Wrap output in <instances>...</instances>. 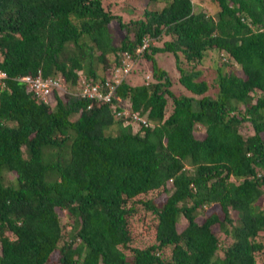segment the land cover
I'll return each instance as SVG.
<instances>
[{"label": "trees", "instance_id": "trees-1", "mask_svg": "<svg viewBox=\"0 0 264 264\" xmlns=\"http://www.w3.org/2000/svg\"><path fill=\"white\" fill-rule=\"evenodd\" d=\"M208 2L148 0L125 18L101 0H0V264H264V0ZM208 51L212 95L194 68ZM138 58L150 74L130 84ZM23 76L56 79L52 105ZM113 76L110 102L81 96Z\"/></svg>", "mask_w": 264, "mask_h": 264}, {"label": "rangeland", "instance_id": "rangeland-1", "mask_svg": "<svg viewBox=\"0 0 264 264\" xmlns=\"http://www.w3.org/2000/svg\"><path fill=\"white\" fill-rule=\"evenodd\" d=\"M148 0H101L102 5L110 10L111 12H121L125 18H135L141 14V9L143 6L146 5ZM209 0H192L193 6L195 9H201L206 13L211 14L212 8L208 2ZM117 36L121 34L118 33L116 30ZM153 44H158V42L153 41ZM154 58L159 66H162L165 71L172 76L174 81V88L178 89L185 95H190L185 89H183L179 83L177 82L176 78L178 76V72L176 67L174 66L175 62L171 54L168 52H158L154 54ZM218 62L216 53L214 51H208L206 57L203 60L196 64L194 68L200 71L201 78L209 83L208 90L206 91L207 94L212 95L213 90L211 87L212 79L214 78L215 74V67L214 65ZM180 66L185 70H191L190 64L186 61L180 59ZM134 71L130 72L125 76V79L130 84H136L139 82L144 81L145 75L150 74V62L143 60V58H138L135 60ZM107 70L106 72H109ZM101 72V71H100ZM116 76H120L117 74ZM115 78V76H113ZM119 78V77H118ZM202 134V129L198 128L195 130L194 135L196 137ZM139 196L132 199L133 202H136ZM131 203V202H130ZM134 207L136 212L133 213L131 216L128 217V231L131 236V242L133 246H140L144 247L149 242L152 241V222L149 218L147 212L143 210V208L138 204L135 203ZM68 219L66 217H62L60 219V223L64 224V230L69 228V223L67 222ZM261 259L264 261V251L261 253ZM261 260V261H262ZM258 261V262H261Z\"/></svg>", "mask_w": 264, "mask_h": 264}, {"label": "built area", "instance_id": "built-area-1", "mask_svg": "<svg viewBox=\"0 0 264 264\" xmlns=\"http://www.w3.org/2000/svg\"><path fill=\"white\" fill-rule=\"evenodd\" d=\"M147 46V43L144 42L140 47L136 49V53L140 52L143 48ZM130 68L129 63H125V59L122 63V68L120 70L121 74L125 76ZM0 77H4V74L0 72ZM19 80H22L25 83V86L34 92L37 98L41 99L43 102H47L52 105V102L48 99L49 96L52 95L54 89H57L58 93H60L61 87L59 86V82L53 78H45L40 79L38 76L29 77L23 76L20 77ZM112 81V82H111ZM119 81L118 78L105 80L103 82H99L92 85H84L81 89V96L87 98L90 101H101V102H110L111 98L114 94V87L116 83ZM80 84V82L78 83ZM82 84V83H81ZM125 114H128L126 112ZM131 123L136 126L141 124L143 126H151V123L147 122V120L143 116H139L137 113L131 114Z\"/></svg>", "mask_w": 264, "mask_h": 264}]
</instances>
